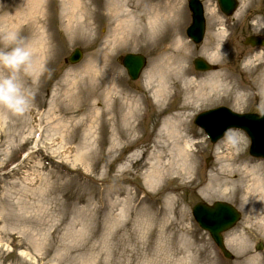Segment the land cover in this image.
<instances>
[{"label": "rangeland", "instance_id": "374dc122", "mask_svg": "<svg viewBox=\"0 0 264 264\" xmlns=\"http://www.w3.org/2000/svg\"><path fill=\"white\" fill-rule=\"evenodd\" d=\"M179 1L185 14L180 32L189 47V72L206 77L219 71L232 78L235 89H246L247 95L236 100L234 93L220 92L195 108L188 118V135L195 144L191 163L185 164L189 169L177 166L169 147L160 142V130L166 118L177 113L174 108L182 93L171 89V98L155 103L146 86L149 71L167 53L147 43L117 44L101 54L108 34L106 19L95 20L90 40L73 39L60 21L59 0H49L46 23L54 40L42 47L45 53L37 80L30 84L21 77L33 94L31 107L14 113L0 106V264H15L16 248L53 249L59 264H69L67 248L85 253L87 264H264V193L251 185L249 177L239 182L238 170L220 172L221 155L228 150L222 142L216 144L228 133H240L243 144L231 151L249 167L255 164L263 181L264 160L249 155L250 141L243 130H228L213 144L194 123L198 113L220 105L237 113L264 112V47L252 48L243 42L248 35L264 36V0H237L236 10L228 17L216 0H200L205 33L198 44L185 33L191 21L188 0ZM207 6L216 11L215 16L207 15ZM24 25L0 31V51L28 47L18 37ZM9 35L16 40L6 44L4 38ZM218 44L225 48L211 62L206 55ZM76 47L83 57L72 65L67 56ZM126 53L146 58L135 81L121 63ZM196 57L213 69L195 70ZM91 68L96 71L90 79L81 77ZM24 69L19 70V78ZM8 71L0 67V72ZM114 82L112 91L109 87ZM118 96L140 98L138 129L128 138L127 147H122L117 135L119 118L113 100ZM107 104L109 115L105 114ZM159 153L164 156L159 164L163 178L148 182L147 174ZM222 181L232 184L218 186ZM215 201L228 202L241 213L236 225L223 234L231 260L218 252L192 217L195 203ZM258 245L261 250H256ZM26 257L28 262L34 260L32 255Z\"/></svg>", "mask_w": 264, "mask_h": 264}, {"label": "bare ground", "instance_id": "6f19581e", "mask_svg": "<svg viewBox=\"0 0 264 264\" xmlns=\"http://www.w3.org/2000/svg\"><path fill=\"white\" fill-rule=\"evenodd\" d=\"M48 5L49 0H6L0 3V14H2L0 16V31H12L13 28L20 26L21 22L25 23L18 37L28 42L32 56L27 67L21 71L20 79L21 77L28 79L30 84L37 80L41 69L40 63L43 61L42 57L45 53L42 47L54 40L49 24L46 23L49 19ZM59 6L61 8L60 21L67 35L74 37L73 39L90 40L96 30L95 20L100 16L106 19L108 34L104 38L101 54L114 49L117 44L147 43H155V51L167 53L149 71L146 86L151 90V98L155 103H163L171 98V89H174L175 94L182 93L181 101L174 108L177 113H172L166 118L164 128L160 130V139H162L160 142L166 143V147H169L170 156H173L174 159L173 164L183 165L189 169L185 164L189 166L191 163V148H195L192 138L188 135L190 122L188 118L191 113L201 103L211 101L220 92L234 93L236 100H241L247 95V90L244 88L235 89L231 84L232 78L219 71L206 77H198L189 72V67L186 65L190 56L189 47L180 32L185 19L181 1L105 0L104 3H97V0H59ZM8 9L12 11L5 15ZM206 13L210 17L211 15L215 16L216 11L207 6ZM224 48L223 44H218L215 51L207 54L206 58L211 62L215 61ZM95 71L92 68L84 70V75L81 77L88 76L90 79ZM261 83L264 88V74L261 76ZM115 86L114 82V86L109 89L115 91ZM261 93L264 95V89ZM113 101L118 110V140L122 147H127L130 143L128 138L138 129L137 120L141 110L140 98L118 96ZM58 111L62 116L65 115L62 108H59ZM110 113L111 110L107 104L105 114L109 115ZM242 138L240 133H228L216 144L218 146L222 142V146L228 150L221 155L223 163L220 172L240 171L238 181L249 177L251 185L259 188L262 194L264 193V181L256 174L255 164L249 167L246 161L240 158L241 155H234L231 151L235 146L238 147V144H243ZM163 157L161 153L156 155V162L147 174L148 182L159 181L163 178L159 166L160 159ZM234 163L237 166L233 167ZM230 184L232 183L222 181L218 186ZM120 192H123V189ZM20 241L19 239L18 244H21ZM16 249L15 264H59V257L53 253V249ZM67 252L69 264H87L85 253L76 254L75 250L71 248H67ZM29 255L34 257L32 262L27 261L29 259L26 256Z\"/></svg>", "mask_w": 264, "mask_h": 264}, {"label": "water", "instance_id": "95a60500", "mask_svg": "<svg viewBox=\"0 0 264 264\" xmlns=\"http://www.w3.org/2000/svg\"><path fill=\"white\" fill-rule=\"evenodd\" d=\"M217 1L221 10L227 15L231 14L236 7L235 0ZM188 6L192 12V22L186 29V33L195 43H199L204 33L203 7L199 0H189ZM244 44L264 46V38L247 36ZM81 57L82 51L75 48L67 60L70 64H75L80 61ZM193 63L197 70L206 71L212 68L201 58H195ZM122 64L130 79L136 80L145 66V58L140 54L128 53L123 56ZM194 122L205 131L213 143L230 128L243 129L250 138V155L264 158V114H239L227 107H218L201 112ZM192 215L198 225L210 234L224 255L229 257L230 254L224 247L221 233L235 224L240 217L239 212L232 205L222 201H217L212 205L198 202L192 207Z\"/></svg>", "mask_w": 264, "mask_h": 264}, {"label": "clouds", "instance_id": "9594fccd", "mask_svg": "<svg viewBox=\"0 0 264 264\" xmlns=\"http://www.w3.org/2000/svg\"><path fill=\"white\" fill-rule=\"evenodd\" d=\"M5 43H14L15 35L5 36ZM32 52L27 46H16L9 51H0V67L8 69L7 74L0 72V106L4 109L23 113L31 107L33 94L19 78L22 66L27 67Z\"/></svg>", "mask_w": 264, "mask_h": 264}, {"label": "flooded vegetation", "instance_id": "af4514ba", "mask_svg": "<svg viewBox=\"0 0 264 264\" xmlns=\"http://www.w3.org/2000/svg\"><path fill=\"white\" fill-rule=\"evenodd\" d=\"M256 249H257V248H256ZM231 259H232V258H231ZM231 259H230V260H231Z\"/></svg>", "mask_w": 264, "mask_h": 264}]
</instances>
